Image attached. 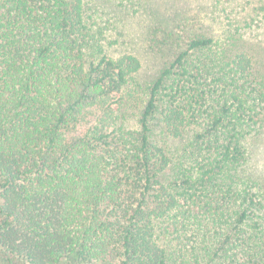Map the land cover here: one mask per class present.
<instances>
[{
  "label": "trees",
  "instance_id": "trees-1",
  "mask_svg": "<svg viewBox=\"0 0 264 264\" xmlns=\"http://www.w3.org/2000/svg\"><path fill=\"white\" fill-rule=\"evenodd\" d=\"M118 13L0 0V264H264V78L243 34L170 32L143 81Z\"/></svg>",
  "mask_w": 264,
  "mask_h": 264
},
{
  "label": "rangeland",
  "instance_id": "rangeland-1",
  "mask_svg": "<svg viewBox=\"0 0 264 264\" xmlns=\"http://www.w3.org/2000/svg\"><path fill=\"white\" fill-rule=\"evenodd\" d=\"M107 1L119 10L112 40L141 57L139 78L143 81L156 77L179 49L168 46L170 32L180 35L185 45L188 37L209 30L219 34L228 28L243 34L239 37L241 47L253 56L255 70L264 78V0ZM251 142L255 148L252 161L264 186V131L251 138Z\"/></svg>",
  "mask_w": 264,
  "mask_h": 264
}]
</instances>
